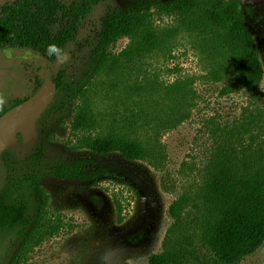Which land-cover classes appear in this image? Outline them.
<instances>
[{"label": "trees", "instance_id": "16d2710c", "mask_svg": "<svg viewBox=\"0 0 264 264\" xmlns=\"http://www.w3.org/2000/svg\"><path fill=\"white\" fill-rule=\"evenodd\" d=\"M97 3L19 0L5 8L0 17V47L32 49L56 63L55 56L46 55L47 46L56 44L64 49ZM259 7L248 8L240 0H135L124 9L109 10L93 38L85 78L73 81L63 74L55 80L57 94L37 123L35 142L25 147L19 139L15 148L0 157L7 175L0 194V260L27 264L35 250L63 228L42 185L44 179L90 183L113 173L110 166L91 158L60 155L48 159L43 138L46 116L72 109V150H89L99 156L117 153L128 162L145 160L149 149L137 131L156 125L170 129L184 120L182 103L189 94L188 84L180 81L165 85L163 95L151 77L133 86L127 84L125 98L131 105L126 106L116 125H106L93 104L97 83L120 79L123 68H137L136 63L169 51L173 41L184 34L195 36L198 46L227 61L242 87L258 100L264 69L245 12L252 13ZM163 17L170 23L162 26L158 19ZM123 39L128 40L126 47L114 52ZM228 73L211 72L208 77L220 82ZM161 103L166 112L161 110L159 114ZM220 131L223 141L205 165L200 192L207 222L199 245L206 254L197 251L195 234H178L173 227L162 252L151 255L149 264H209V260L214 264H239L264 245V108L256 106L245 115L244 122L236 120ZM11 152L22 156L21 162L11 159ZM188 204L189 197L183 195L171 205L169 215L177 224Z\"/></svg>", "mask_w": 264, "mask_h": 264}, {"label": "rangeland", "instance_id": "374dc122", "mask_svg": "<svg viewBox=\"0 0 264 264\" xmlns=\"http://www.w3.org/2000/svg\"><path fill=\"white\" fill-rule=\"evenodd\" d=\"M17 1L0 0V17L5 8ZM134 2L98 0L80 24L73 41L64 47L72 55L71 60L60 67H52L43 60L37 62L38 78L56 80L63 74L73 81L85 78L100 20L109 10L124 9ZM245 20L255 37L264 69V5L252 13L246 11ZM170 21L167 17L158 19L162 26ZM127 42L120 40L113 51L121 52ZM196 42L195 36L181 34L169 51L136 63L137 68L132 65L123 68L120 79L100 80L93 90L98 118L106 125H116L121 114H125L126 106L131 105L125 98L127 84L133 86L151 77L159 84L161 95L165 93V85L180 81L188 84L189 94L182 103L184 120L170 129L156 125L137 131L136 135L149 149L145 160L128 162L117 153L99 156L89 150L70 149L69 126L73 118L70 107L44 118V149L48 159L60 155L91 158L110 166L113 173L90 183L43 180L42 185L50 195L55 214L63 221V228L40 245L27 264H149L151 255L162 252L173 227L178 234H195L197 251L202 256L206 254L199 245L202 227L207 222V211L200 205L205 165L214 148L223 141L221 128L231 126L236 120L244 122L245 115L256 106L264 108V79L261 97L254 100L252 93L239 83L234 68L219 54ZM19 51L9 49L4 55L0 50V70H16L4 72L0 78L4 92L0 112L33 94V61L9 59V55ZM211 72L231 73L222 81L214 82L208 77ZM225 89L227 93H223ZM157 101H162L159 95ZM161 110L166 112L162 103L158 106L159 114ZM10 157L20 162L23 158L12 152ZM6 182L5 167L0 163V194ZM183 195L189 197V204L177 224L169 209ZM10 260H0V264H11ZM209 264L214 263L209 260ZM239 264H264V245Z\"/></svg>", "mask_w": 264, "mask_h": 264}, {"label": "water", "instance_id": "95a60500", "mask_svg": "<svg viewBox=\"0 0 264 264\" xmlns=\"http://www.w3.org/2000/svg\"><path fill=\"white\" fill-rule=\"evenodd\" d=\"M248 7L264 5V0H240ZM22 59L38 57L30 50H24L20 55ZM72 55L67 53L66 59L56 62L60 67L71 59ZM57 94V85L47 78L40 89L28 100L11 109L0 118V157L8 150L16 147L17 135L22 136L25 147L31 146L36 140V124L45 111L54 102Z\"/></svg>", "mask_w": 264, "mask_h": 264}, {"label": "flooded vegetation", "instance_id": "af4514ba", "mask_svg": "<svg viewBox=\"0 0 264 264\" xmlns=\"http://www.w3.org/2000/svg\"><path fill=\"white\" fill-rule=\"evenodd\" d=\"M0 50H2L4 53V55H6V51L7 50H9V49H5V48H2V47H0ZM12 50H15V49H12ZM24 50H30V51H32V52H34L38 57L36 58V57H32V58H29V59H22L21 57H20V55L22 54V52L24 51ZM18 59V60H24V61H28V60H31V61H33V94L32 95H30V96H26L25 98H22L20 101H16L11 107H9L8 109H2L1 110V112H0V118L5 114V113H7L8 111H10L11 109H13V108H15L16 106H18V105H20V104H22L23 102H25L26 100H28L29 98H31L39 89H40V87L44 84V82H45V80L47 79V78H49V77H46V78H44L43 80H40L39 78H38V72H40V71H38L37 70V68H36V63L37 62H40V61H44V62H47V63H50L51 64V66L53 67V65H55L56 63H54V62H52V61H50V60H48L46 57H44L40 52H38V51H34V50H32V49H20V51H19V53L18 54H15V55H9V59ZM72 58V57H71ZM71 60V59H70ZM69 60V61H70ZM57 62V61H56ZM66 63V62H65ZM56 66V65H55ZM4 72H16V70L14 69V70H0V78L1 77H4ZM51 79V78H50ZM52 81H54L55 82V80H53V79H51ZM57 80V79H56ZM56 84V83H55ZM3 95H4V92H3V88H2V86H1V84H0V101L2 100V98H3ZM47 111V110H46ZM45 111V112H46ZM45 114V113H44ZM44 114H43V116H44ZM42 116V117H43ZM41 117V118H42ZM40 118V119H41ZM39 119V120H40ZM38 120V121H39ZM38 121H37V123H38ZM36 126H37V124H36ZM36 136H37V131H36ZM19 139H22V136L21 135H17V137H16V140H17V145H18V141H19ZM23 141V140H22ZM16 145V146H17ZM24 145V144H23ZM15 148V147H14ZM13 149V148H12ZM12 149H10V150H12ZM10 150H8V151H10Z\"/></svg>", "mask_w": 264, "mask_h": 264}, {"label": "clouds", "instance_id": "9594fccd", "mask_svg": "<svg viewBox=\"0 0 264 264\" xmlns=\"http://www.w3.org/2000/svg\"><path fill=\"white\" fill-rule=\"evenodd\" d=\"M46 55L48 57L55 56L56 61L60 62L66 59L67 53L64 51V49L60 48L56 44H49L46 49Z\"/></svg>", "mask_w": 264, "mask_h": 264}]
</instances>
